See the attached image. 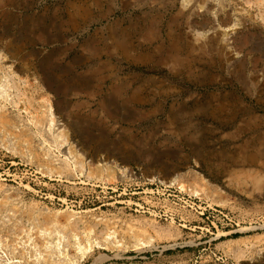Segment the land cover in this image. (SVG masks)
<instances>
[{
  "label": "rangeland",
  "instance_id": "1",
  "mask_svg": "<svg viewBox=\"0 0 264 264\" xmlns=\"http://www.w3.org/2000/svg\"><path fill=\"white\" fill-rule=\"evenodd\" d=\"M263 3L0 0L4 87L49 94L84 162L0 101V264H264Z\"/></svg>",
  "mask_w": 264,
  "mask_h": 264
},
{
  "label": "bare ground",
  "instance_id": "2",
  "mask_svg": "<svg viewBox=\"0 0 264 264\" xmlns=\"http://www.w3.org/2000/svg\"><path fill=\"white\" fill-rule=\"evenodd\" d=\"M249 1V0H248ZM253 2V1H252ZM262 4V3H261ZM264 4V3H263ZM261 7V6H260ZM264 7V6H263ZM208 8V7H207ZM198 19V18H197ZM205 19V18H204ZM220 19V18H219ZM222 20V19H221ZM199 21V20H198ZM206 21V20H205ZM204 21V22H205ZM209 21V20H208ZM224 21V20H223ZM222 21V22H223ZM228 21V20H227ZM193 24L195 25L196 24V21L195 20H193ZM197 25V24H196ZM199 25H201V24H199ZM235 39V38H234ZM123 40V39H122ZM236 40V39H235ZM241 41V40H240ZM124 42V41H123ZM237 42V41H236ZM122 44V43H121ZM7 46V45H6ZM239 46H240V44H239ZM15 47V46H14ZM10 48V47H9ZM12 49V48H11ZM17 49V48H16ZM13 50H15V48L13 49ZM18 50V49H17ZM16 55V54H15ZM4 59V58H3ZM1 67V66H0ZM4 68V67H3ZM44 69V68H43ZM2 71V70H1ZM41 72H42V75H40V79H41V82L43 83V87L45 88V90H46V92L47 91H49V92H52V94H54L55 95V97L56 96H59V95H61V94H63L64 93V89H63V87L62 86H60V85H58L57 83L55 84V83H53L52 81H51V79L49 78V76L47 75V72H45V70L44 71H42L41 70ZM38 74V73H37ZM3 75H4V73H3ZM11 75V74H10ZM23 78V77H22ZM4 79V80H3ZM16 80V79H15ZM58 81V80H57ZM17 82V81H16ZM11 83V84H10ZM19 83V82H18ZM18 83L16 84L15 82H13V80H11L10 79V77H9V75L7 74L6 75V73H5V75L4 76H0V101L2 100L3 102H6V103H9V104H12L14 107H16L17 109H18V112H19V114L20 113H22V112H27V113H29V115H30V120H29V124H32V125H34V126H39V127H43L44 126V124H45V126H48V128H47V130H48V132H50L51 133V135H52V137L54 138V140H55V143H57L58 144V146L59 147H61V148H64L65 150V152H63L62 151V156L64 157L63 158V161H64V163H65V168H62V167H59V166H57L54 162H53V160H51V159H48V158H44L43 160H45V161H48V162H51V163H53L54 164V166L55 167H58L60 170H63V171H67L68 173H70L72 170H75V169H82L83 168V166H84V162L80 159V155L81 154H78V152H75L74 151V145L72 146V144L70 143V141H69V139H68V135H67V132H66V130H65V128H62V126H61V124L59 123V118H60V116H58V113H63L62 114V116L61 117H63V119H67L68 117H69V115L68 114H66L65 113V111L64 112H62L63 111V108H58V107H56V106H58L57 104H56V106H53V104H52V102H51V100H50V98H49V94H47V95H45V97L43 96L42 98H41V96H40V100H36V99H33V102H37V106H35L34 104L33 105H30L31 107H32V109H33V111H30L29 112V109L30 108H28L27 106H25V107H21L20 105H19V103L16 101V100H14V98L11 96L12 95V93L11 92H7L8 91V89H13V90H15L16 91V93H20V92H22V89H21V91H20V88H19V86H18ZM76 86L77 87H80L81 85H82V83L80 82V81H77L76 83ZM8 85V89L6 88V87H4V86H7ZM23 85V84H22ZM26 85V84H25ZM31 87V86H30ZM82 87V86H81ZM35 88V87H34ZM34 90V89H33ZM29 93V92H28ZM48 93V92H47ZM21 94V93H20ZM46 94V93H45ZM51 94V93H50ZM14 96H19L18 94L17 95H14ZM24 96V95H23ZM13 98V99H12ZM17 98V97H16ZM30 98V97H29ZM28 98V99H29ZM35 98V97H34ZM39 98V97H38ZM27 98H25V100H26ZM18 100V99H17ZM32 100V99H31ZM31 100H28V102L27 103H30V104H32V101ZM57 102V101H56ZM25 104H26V102H25ZM26 105H28V104H26ZM55 105V104H54ZM5 107V105H2L0 108L2 109V108H4ZM9 115V114H8ZM3 115H1L0 116V118L2 119L3 117H2ZM22 118V117H21ZM9 119V118H8ZM11 120V119H10ZM9 120V121H10ZM8 121V122H9ZM11 122V121H10ZM14 122V121H13ZM21 122H22V120H21ZM4 123V122H3ZM15 123V122H14ZM25 123V122H24ZM63 124V123H62ZM5 125V124H4ZM7 126V125H6ZM13 127L16 129L17 127H18V123H15V124H13ZM27 127V126H26ZM19 128V127H18ZM9 129V128H8ZM22 129V128H21ZM25 129V128H24ZM4 131V130H3ZM20 131V130H19ZM22 132V131H21ZM2 133V132H1ZM7 134V133H6ZM13 134H14V132H13ZM28 136V135H27ZM12 137V136H11ZM49 137V136H48ZM27 138V137H26ZM6 140V139H5ZM4 140V141H5ZM54 140H53V142H54ZM27 141V140H26ZM32 141V140H31ZM3 142V141H2ZM38 142H39V140H38ZM96 142V140L94 139V138H91V137H81V139H80V145H82L83 147H86L87 149L92 145V143H95ZM25 144V143H24ZM29 144H30V142H29ZM42 145V144H41ZM29 146V145H28ZM68 146V147H67ZM27 147V146H26ZM29 147H31V146H29ZM65 147H67V148H65ZM97 148H94V153L96 154V153H98V152H100V151H104L105 149H104V147L105 146H102V145H99L98 143H97V146H96ZM109 148V147H108ZM46 149V148H45ZM67 149V150H66ZM107 151H106V154H105V158H111V157H113V156H116L115 155V152H113L112 150H110V149H106ZM42 151V150H41ZM43 152V151H42ZM41 152V153H42ZM93 153V154H94ZM46 154V153H45ZM48 154V153H47ZM47 154L45 155V156H47ZM92 155V154H91ZM45 156H43V157H45ZM49 156H51V155H49ZM97 156V155H96ZM40 157H41V155H40ZM94 157H95V155H94ZM103 158V157H102ZM55 159V158H54ZM104 160V159H103ZM124 160V159H123ZM128 161V160H127ZM253 161V160H252ZM100 162H103V161H100V160H98V166H101V167H103L104 166V164L103 163H101L100 164ZM124 168H126V167H124ZM123 169V168H122ZM119 170V169H118ZM121 170V169H120ZM119 170V171H120ZM126 169H123L122 170V172H121V174H123V172L125 171ZM125 173V172H124ZM129 173V172H128ZM111 177V176H110ZM111 179V178H110ZM181 182V181H180ZM173 183V182H172ZM177 183V182H176ZM182 183V182H181ZM180 188L181 189H185L186 187H185V185H183V184H180ZM197 193V192H196ZM68 212V211H67ZM69 212H71V211H69ZM79 213V212H78ZM70 214V213H69ZM76 213H74V214H70V217H72L71 215H75ZM67 216H69V215H67ZM82 216V215H81ZM76 217V216H75ZM67 219H68V217H66ZM71 219H73V217L71 218ZM83 220V219H82ZM81 220V221H82ZM67 222V221H66ZM65 222V224H67ZM59 223V222H58ZM55 225V224H54ZM53 225V226H54ZM92 225V224H91ZM52 226V227H53ZM57 226V225H56ZM76 226H77V222H76V220H71L70 221V223H68V225L66 226L67 228H68V230L69 231H74L75 230V228H76ZM60 227V226H59ZM65 227V228H66ZM82 227V226H81ZM90 228H92V227H90ZM56 229V228H55ZM95 229V228H94ZM46 230H47V228H46ZM45 230V232L46 233H48L47 231ZM53 230V229H52ZM78 230V229H77ZM83 230V229H82ZM87 230V229H86ZM61 231V230H60ZM63 231V230H62ZM68 231V232H69ZM76 231V230H75ZM91 231H92V229H91ZM42 232H44V231H42ZM55 232V231H54ZM89 233H90V230L88 231ZM112 232V231H111ZM50 233V232H49ZM60 234H62V232H59ZM59 233H58V235L57 234H55V235H57V236H59ZM88 233V234H89ZM82 234V233H81ZM87 234V233H86ZM96 234V233H95ZM94 234V235H95ZM107 234V233H106ZM110 233H108V235H109ZM46 235V234H45ZM63 236H64V234H62ZM69 235V234H68ZM71 235V234H70ZM90 235V234H89ZM113 235V234H112ZM115 235V234H114ZM62 236V237H63ZM81 236V235H80ZM85 236V235H84ZM71 237V236H70ZM73 237L78 241V242H75V244H76V249H78V251L77 252H79V254H81V256H80V259H81V257H84V255L87 253V252H89V251H91V249H92V247H93V243H91V242H86V245L84 244H82V239H81V241H80V239L77 237V234H73ZM107 237V236H106ZM111 237V236H110ZM135 237H138V236H135ZM140 237V236H139ZM147 237V236H146ZM150 237V236H149ZM65 238V237H64ZM89 238V237H88ZM87 238V239H88ZM113 238V237H112ZM142 238V237H141ZM59 239H62V238H60V236H59ZM108 239V238H107ZM111 239V238H110ZM136 239V238H135ZM144 239V238H143ZM105 240H106V238H105ZM142 240V239H141ZM141 240H139L134 246L136 247V246H142V245H145V242H143V241H141ZM146 240V239H145ZM73 241H75V240H73ZM87 241V240H86ZM97 241V240H96ZM108 241V240H107ZM116 241V240H115ZM150 241V240H149ZM51 242V241H50ZM49 242V243H50ZM58 242L60 243L61 241L60 240H58ZM66 242V241H65ZM58 243V244H59ZM107 243V242H106ZM149 243V242H148ZM47 244H48V242H47ZM52 244V243H51ZM104 244V243H103ZM109 244V243H108ZM50 245V244H49ZM96 245H100V243L99 242H96ZM75 246V245H74ZM140 246V248H142ZM146 246H147V244H146ZM149 246V245H148ZM54 247V246H53ZM72 248V247H71ZM137 248V247H136ZM65 251V250H64ZM76 251V250H75ZM52 253V252H51ZM54 253V252H53ZM63 253V252H62ZM55 254H57V253H55ZM77 254V253H76ZM75 254V255H76ZM54 255V254H53ZM61 255V254H60ZM74 257V256H73ZM78 257V256H77ZM72 258V257H71ZM75 260V259H74ZM77 260V259H76ZM77 261H75V263H76ZM55 263V262H54Z\"/></svg>",
  "mask_w": 264,
  "mask_h": 264
}]
</instances>
